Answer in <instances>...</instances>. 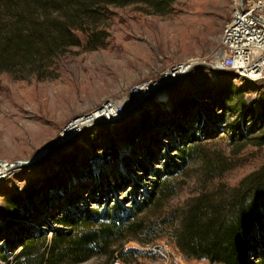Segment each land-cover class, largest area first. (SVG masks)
I'll return each instance as SVG.
<instances>
[{
	"label": "rangeland",
	"instance_id": "obj_1",
	"mask_svg": "<svg viewBox=\"0 0 264 264\" xmlns=\"http://www.w3.org/2000/svg\"><path fill=\"white\" fill-rule=\"evenodd\" d=\"M161 2L160 8L147 1L101 9L98 20L85 23L86 29L95 24L106 31L100 48L85 49L79 34L81 46L69 47L52 66L46 59L0 71V159L25 163L0 187V217L12 207L13 196L27 201L39 184L50 195L65 179L76 187L70 199L82 208L129 209L134 230L116 242L124 261L216 264L184 256L175 235L190 199L220 185L236 186L263 163L264 145L248 133L252 117L239 105L256 111L264 83L234 79L218 67L220 36L235 0ZM12 23L11 11L0 1V38ZM190 60L195 64L182 78L155 88L135 109L126 107L122 119L99 120L58 140L104 102H128L131 87ZM228 83L243 93L234 92L223 105L215 92ZM189 99L195 103L184 110ZM132 131L136 137L130 144ZM132 179L140 183L135 202L155 183L169 185L172 194L158 208H141L128 193ZM16 253H6V264L14 263ZM103 263L104 256H95L80 264Z\"/></svg>",
	"mask_w": 264,
	"mask_h": 264
},
{
	"label": "trees",
	"instance_id": "obj_2",
	"mask_svg": "<svg viewBox=\"0 0 264 264\" xmlns=\"http://www.w3.org/2000/svg\"><path fill=\"white\" fill-rule=\"evenodd\" d=\"M0 1L13 16L6 36L0 38V71L32 66L46 59L48 66H52L69 47L81 46L79 34L85 38V49L102 47L106 31L98 30L95 24L93 29H86L85 23L98 20L101 9L108 6L150 1L155 8L162 7L161 0ZM242 91L232 89L228 83L215 94L225 105L231 102L234 92L242 95ZM190 103L195 101L187 100L184 110ZM239 107L246 117H252L248 133L255 134L257 145H264V95L256 111L242 103ZM204 128L202 125L199 130L204 131ZM135 137L132 131L127 141L132 144ZM113 155L116 156V152ZM75 176L76 180L80 178ZM63 180L50 195L42 193L43 186L39 184L31 197L28 195L29 204L13 196L12 207L0 217V241L4 240L0 264H6L7 252L15 251L12 264H80L95 256H104L103 264H116V261L130 264L124 261L116 245L125 232L134 230L135 225L128 223L129 209L119 204L107 209L82 208L69 196L76 187L68 186V181ZM48 184L53 186L51 180ZM139 185L135 179L129 183L128 193L133 194L134 202ZM170 192L169 185L155 183L141 194L144 200L136 201L135 205L158 208L172 194ZM30 207H34V211ZM183 209L175 246L184 256L216 264H264V161L236 186L220 185L214 191H203ZM50 222L64 228L53 227Z\"/></svg>",
	"mask_w": 264,
	"mask_h": 264
},
{
	"label": "built area",
	"instance_id": "obj_3",
	"mask_svg": "<svg viewBox=\"0 0 264 264\" xmlns=\"http://www.w3.org/2000/svg\"><path fill=\"white\" fill-rule=\"evenodd\" d=\"M234 5L231 17L220 36L218 67L221 71L230 72L231 74H227L234 79L264 83V0H235ZM194 64L192 60L187 61L166 70L155 80L131 87L127 104L130 108L138 106V102L150 96L155 88L182 78ZM125 114V105L106 101L79 121L87 120L86 126L99 125V120L111 123ZM21 163L23 162L0 159V187L15 170L24 166Z\"/></svg>",
	"mask_w": 264,
	"mask_h": 264
},
{
	"label": "bare ground",
	"instance_id": "obj_4",
	"mask_svg": "<svg viewBox=\"0 0 264 264\" xmlns=\"http://www.w3.org/2000/svg\"><path fill=\"white\" fill-rule=\"evenodd\" d=\"M218 65H219V62H218ZM182 72H184V70H182ZM122 104L125 105L127 108L129 107L127 102L125 101H123ZM94 117H96V115H94ZM87 124H88L87 120H83V121L78 120V121L71 123L69 126L70 128H68V131L66 133H63L62 136L58 138V140L63 142L65 140L71 139L74 135H76L79 131H81L84 127H86ZM21 164L25 165V163L24 164L21 163Z\"/></svg>",
	"mask_w": 264,
	"mask_h": 264
},
{
	"label": "water",
	"instance_id": "obj_5",
	"mask_svg": "<svg viewBox=\"0 0 264 264\" xmlns=\"http://www.w3.org/2000/svg\"><path fill=\"white\" fill-rule=\"evenodd\" d=\"M227 73H228V74H231L230 72H227ZM136 107H137V106H136ZM130 109H132V110H133V109H135V107H134V108H130ZM124 116H125V115H124ZM124 116H122V117H121V119H122ZM49 145L51 146V145H52V143H50Z\"/></svg>",
	"mask_w": 264,
	"mask_h": 264
}]
</instances>
